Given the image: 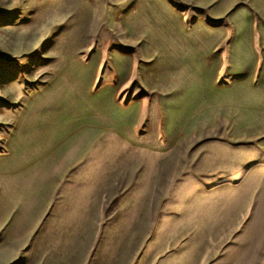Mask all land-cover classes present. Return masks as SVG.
I'll list each match as a JSON object with an SVG mask.
<instances>
[{"label":"rangeland","instance_id":"1","mask_svg":"<svg viewBox=\"0 0 264 264\" xmlns=\"http://www.w3.org/2000/svg\"><path fill=\"white\" fill-rule=\"evenodd\" d=\"M244 11L264 28V0H0V264H264Z\"/></svg>","mask_w":264,"mask_h":264},{"label":"crops","instance_id":"2","mask_svg":"<svg viewBox=\"0 0 264 264\" xmlns=\"http://www.w3.org/2000/svg\"><path fill=\"white\" fill-rule=\"evenodd\" d=\"M241 14L243 17L235 15L230 21L235 31L231 57L241 59L243 64H248L251 59V49L256 46L264 47V28L262 25L256 28L245 11Z\"/></svg>","mask_w":264,"mask_h":264}]
</instances>
